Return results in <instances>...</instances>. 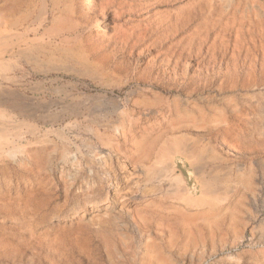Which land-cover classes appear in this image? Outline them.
Returning a JSON list of instances; mask_svg holds the SVG:
<instances>
[{
  "label": "rangeland",
  "instance_id": "1",
  "mask_svg": "<svg viewBox=\"0 0 264 264\" xmlns=\"http://www.w3.org/2000/svg\"><path fill=\"white\" fill-rule=\"evenodd\" d=\"M229 4L0 0V264H264V12Z\"/></svg>",
  "mask_w": 264,
  "mask_h": 264
},
{
  "label": "bare ground",
  "instance_id": "2",
  "mask_svg": "<svg viewBox=\"0 0 264 264\" xmlns=\"http://www.w3.org/2000/svg\"><path fill=\"white\" fill-rule=\"evenodd\" d=\"M230 6L231 4L225 5V9H222L221 11L220 10L216 11L213 7L212 15L216 23L220 22L221 20H223L224 17H226L227 19H232L233 21H235L237 23L238 29H240L243 28L246 23H248L249 26H251L253 25V23L259 22L260 15H258V13L263 14L264 12V0H235L234 6L231 8ZM140 40L141 39L138 38L136 40V43L139 42ZM156 257L157 256H155V258ZM162 264H167V263H162Z\"/></svg>",
  "mask_w": 264,
  "mask_h": 264
},
{
  "label": "crops",
  "instance_id": "3",
  "mask_svg": "<svg viewBox=\"0 0 264 264\" xmlns=\"http://www.w3.org/2000/svg\"><path fill=\"white\" fill-rule=\"evenodd\" d=\"M0 113H1V99H0ZM175 181L177 183L182 182L183 184H186L187 180L185 178H182V181H180L176 176H175Z\"/></svg>",
  "mask_w": 264,
  "mask_h": 264
}]
</instances>
